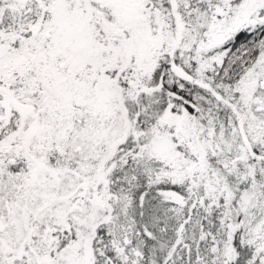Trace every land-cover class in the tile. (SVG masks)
<instances>
[{
    "label": "snow or ice",
    "instance_id": "obj_1",
    "mask_svg": "<svg viewBox=\"0 0 264 264\" xmlns=\"http://www.w3.org/2000/svg\"><path fill=\"white\" fill-rule=\"evenodd\" d=\"M0 264H264V0H0Z\"/></svg>",
    "mask_w": 264,
    "mask_h": 264
}]
</instances>
